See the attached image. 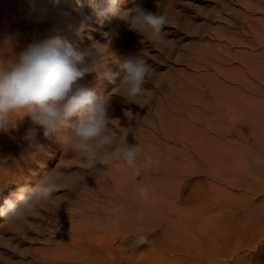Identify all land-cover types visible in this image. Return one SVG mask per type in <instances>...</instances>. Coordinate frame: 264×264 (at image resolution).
<instances>
[{"label":"rangeland","instance_id":"obj_1","mask_svg":"<svg viewBox=\"0 0 264 264\" xmlns=\"http://www.w3.org/2000/svg\"><path fill=\"white\" fill-rule=\"evenodd\" d=\"M35 1L0 0V43L8 37L14 40L13 48L0 50L3 59H13L33 41L37 42L32 32L41 30L36 27L28 31L33 21L40 20L27 8ZM247 2L256 3V0ZM224 4L233 13L226 15ZM137 5L153 13L165 12L168 19L179 17L181 24L196 20L195 27L209 23V16L222 12L232 23L229 32L235 38L242 37V9L236 0L117 2L121 10H132ZM50 16L54 20L43 39L61 38L79 50L94 46L109 67L118 60L110 58V53L121 55V50L129 49L131 37L123 30L131 26L126 21L105 19L98 25L99 20L95 18L64 31L59 23L62 13L54 12ZM247 16L250 25L245 28L247 35L241 39L244 42H213L219 47L216 49L223 73H217L214 82L211 79L212 89V83L205 82L207 77L201 79L200 103L191 108L202 120L196 125L200 129L198 134H193L198 153L183 152L179 145L164 142L170 147L164 156L171 169L168 168L165 175L168 180L162 187L163 177H156L145 165L137 163L138 175L133 169H121L117 160L85 169L82 158L73 150L64 158L58 149L43 151L41 161L14 175L5 160L10 151L7 152L0 132V180L9 176L0 182V206L5 199H14L13 194L21 188L34 187L44 172L55 170L61 183L54 197L40 205L23 226L0 218V264H43L37 258L52 247V242L60 240L59 229L75 235L77 245L92 258L91 264H97L98 260L103 264H264V2L259 9L247 11ZM118 23L122 30L112 35L110 30ZM217 24L212 25L222 26ZM167 25L168 22L163 30L164 45L174 43L168 41L176 35L175 29ZM188 43L180 42V45ZM105 45L106 50L102 49ZM143 46L145 52L141 56L147 65L158 68L159 53L154 44ZM164 72V69L158 71ZM84 85L107 94L119 88L95 74L85 76ZM152 115L153 110L141 112L134 103H126L110 115L109 129L115 136L121 127H130L135 132L131 139L127 137V143L135 138L144 141L142 133L147 134L150 128L142 120H153ZM175 115L173 112L172 116ZM187 116L179 119L185 120L182 125L190 136L191 126L196 123ZM150 134L157 138L156 132ZM128 144L133 146L131 142ZM99 178L103 193L94 183ZM115 180L119 181L117 186ZM141 187L147 188L144 196L140 195ZM113 193L120 199H111Z\"/></svg>","mask_w":264,"mask_h":264},{"label":"clouds","instance_id":"obj_2","mask_svg":"<svg viewBox=\"0 0 264 264\" xmlns=\"http://www.w3.org/2000/svg\"><path fill=\"white\" fill-rule=\"evenodd\" d=\"M77 4L87 7L98 20L128 22L154 45L165 43L163 30L168 22L165 12L153 13L141 5L121 10L117 0H77ZM13 47L12 37L0 43V50ZM118 63L120 72L114 73L94 46L79 50L61 38L31 43L13 59L5 60L0 56V132H7L18 120L28 117L33 127L23 139L30 148L42 149L37 140L39 129L45 138H55L61 143L67 139L68 146L82 158L85 169L117 160L121 169H133L138 175L137 158L141 149L137 144L127 143L131 128L121 127L115 136L109 129L112 97L80 83L85 76L95 74L119 85L124 100L135 101L145 93L150 68L140 54ZM153 163L146 156L145 167ZM60 189L58 173L55 170L44 172L34 187L21 188L13 194L14 199L4 200L0 218L23 226L38 207L50 201ZM139 192L144 196L147 188L141 187Z\"/></svg>","mask_w":264,"mask_h":264},{"label":"bare ground","instance_id":"obj_3","mask_svg":"<svg viewBox=\"0 0 264 264\" xmlns=\"http://www.w3.org/2000/svg\"><path fill=\"white\" fill-rule=\"evenodd\" d=\"M118 1L121 0H117V2ZM236 2L241 6L242 9V12L240 13L242 18V24H241L242 26L240 25L241 26L240 30L242 31V37H241L242 39L247 35L245 28H247L250 25L249 22L250 19L247 16V11L259 9V7L262 5V2H264V0H256V3L247 2V0L246 1L236 0ZM27 4H30V2ZM224 7L227 12L225 13L226 15L233 13V11H231V9L229 8L228 4L227 5L224 4ZM25 8L23 10H25ZM27 8L28 10L36 13L40 18L39 21L32 20L33 21L32 26L28 30L31 32L36 27L39 30H41L36 33L32 32L33 33L32 37L35 38L37 42L38 41L41 42L46 39V37L45 39H43V36L44 34L48 33L47 29L49 28L51 21L54 20L50 16V14L54 12L62 13V16L59 17V23L63 25L62 27L64 31L75 28L80 22H84L85 20L87 21L89 19L92 20L96 18L91 15L90 10L87 7H80L77 4V0H59L58 3H56L55 0H45V1L36 0L33 4H30V6L28 5ZM27 8L26 11H28ZM221 13L220 14L215 13L212 16H209L210 17L208 19L209 23L206 21L207 24L205 23L197 27H195L193 23L196 20L192 21L190 24L185 23L186 24L185 25V24H181V20L179 17L177 18L171 16L168 19L169 25H167L166 27L170 26L171 28L175 29L176 35L172 40L168 41L174 43H169L163 46H156V45L153 46V48L157 50V52L159 53L158 56L159 63L157 62L158 68L151 69V67H149L150 74L148 81L144 85L145 87L144 95L142 97L141 96L138 97L133 102H128L124 100V98L122 97V89L120 87L111 90V92L108 94L109 96L112 97L111 99L112 107H111L110 115L112 114L113 111L120 108L121 106H124V104L126 103H130V104L134 103V105L138 106L141 112L147 110H153V115H152L153 120H148L146 118H143L142 120L143 121L142 123L145 124V127L150 128V132H146L147 134L144 133L145 137L144 134L142 133V137L144 141L136 140L137 138H135L136 141L134 139L130 140L131 139L130 136L132 133L135 132V130L128 135V137H130V139L128 140H130L133 146L137 144L141 149V152L137 158L138 165L139 164L146 165L145 162L146 156L151 159L156 158L154 160L155 162L153 161L154 162L153 165L147 166V169H149L153 174H156L155 175L156 177L157 176L163 177V179L160 182L161 185L159 184L160 187H162V183L168 180L165 177V175L168 172V168H170L168 166L169 163L167 160H165V156H164L165 153L170 152V147L165 146L163 143L171 142L176 145H179L180 147H182L181 149L183 152L193 153L196 152L198 149L197 143H195L196 135L194 136L193 134L199 132L200 129H198L199 127L197 128L196 125L200 124L202 120H201V115L193 111L191 108L195 106V104L200 103V92L202 90L201 79L203 77H207L204 78L205 82L210 81L212 83L210 86L212 89L214 87L213 82L215 81L213 77L216 76L217 73L219 74L223 73L222 65L220 64L221 59L218 56L219 51L217 50L219 47L217 48V46L214 45L213 42H244L241 41V39L235 38L234 35H232V32L231 33L229 32L230 31L229 28L232 27L231 26L232 23H230L229 20L223 17ZM27 14H29V12ZM215 22L218 24L222 23L221 24L222 26L221 27L220 25L213 26L212 24ZM97 23L98 25L101 24V20H99ZM126 25L128 24L126 23ZM121 27L122 26L118 23V25H116L113 28V30H110V32L113 35L117 31L122 30ZM123 32L129 34L128 36L131 37L129 41V49L121 50L120 52L121 55H118L119 53L116 52H112L109 54L111 56L110 58L118 59L117 61H115L110 65V68L113 71L120 72L118 62H122L125 58L136 54L144 55L143 53L145 52V50L143 45L145 43H149L151 45L153 44L147 38V36H143L136 30H134L132 27H130L128 30H123ZM37 42L33 41L32 43H37ZM180 42H190V43L186 45H180ZM106 48L108 47H106L105 45L103 46L102 49L106 50ZM223 48H225V46ZM224 52L225 55H227L226 48L224 49ZM244 63L245 64L243 65H247L246 64L247 62ZM160 69H164L165 72L163 74H159L158 71ZM205 71H212V73H210V75L207 76H203L202 74H200ZM84 79L85 77L80 81V83L84 84ZM211 79H213V82ZM105 88L107 89V87ZM185 110L187 112L188 110H191L192 113H186ZM173 112L176 114L175 116H172ZM187 115L191 116V118L196 123L191 126V135H190L191 138H189L190 136L184 131L183 128L184 126L182 125V122L184 123L185 120H182V118L179 119V117L187 116ZM16 119H19V117H17ZM209 123L210 122H207L208 125ZM31 127H33V124L30 118L24 117L22 120H18L14 127L10 128L7 132L2 133L7 152L10 151V155L5 160H7L9 165L13 168L12 173L17 176L22 172L23 169L34 165L35 162L39 160L41 161V159L44 158L41 156L43 151L46 152L48 150L58 149V151H61V156L64 158L72 150L68 146L69 141L64 140L61 143L55 138H51V139L45 138L43 136L42 130L39 129L37 132V140L42 145V149L36 151L35 149L30 148L29 145L24 141L23 137L26 135L28 129ZM155 132L157 134V138L153 137L150 134V133L154 134ZM192 137H193V141H192ZM11 148H13V150H11ZM155 148L157 149L155 150ZM157 161L163 163L159 162V164H157L156 163ZM147 172L148 170L146 171V173ZM8 177L7 178L5 177L4 179L2 178L3 182L7 180ZM100 178L99 180L94 181V183L96 186H99V192L103 193L104 186L103 183L100 182ZM2 180H0V182ZM114 183L117 186L119 181L115 180ZM111 199L118 200L120 198H118V196L113 193ZM87 228L88 227H86V230ZM59 230H57V233L60 235L61 241L59 240L52 242V247L50 249H47L46 253L41 257L37 258V260L43 264H91L92 258L85 252L84 248L79 247L77 245L75 235L73 233H68V232L64 233L63 230L60 231ZM78 240L79 239H77V241ZM97 264H103L102 260H98Z\"/></svg>","mask_w":264,"mask_h":264}]
</instances>
